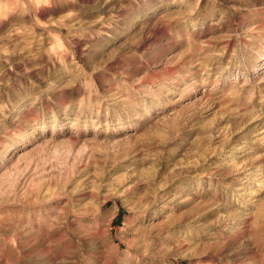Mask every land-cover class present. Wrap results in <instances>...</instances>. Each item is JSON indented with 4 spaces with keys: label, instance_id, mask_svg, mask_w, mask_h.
<instances>
[{
    "label": "rangeland",
    "instance_id": "1",
    "mask_svg": "<svg viewBox=\"0 0 264 264\" xmlns=\"http://www.w3.org/2000/svg\"><path fill=\"white\" fill-rule=\"evenodd\" d=\"M0 264H264V0H0Z\"/></svg>",
    "mask_w": 264,
    "mask_h": 264
}]
</instances>
